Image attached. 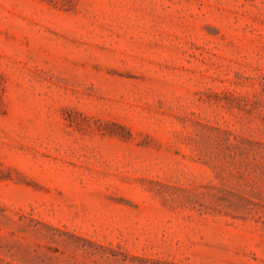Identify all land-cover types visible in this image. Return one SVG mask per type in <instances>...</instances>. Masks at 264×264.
Returning <instances> with one entry per match:
<instances>
[{"label":"rangeland","instance_id":"374dc122","mask_svg":"<svg viewBox=\"0 0 264 264\" xmlns=\"http://www.w3.org/2000/svg\"><path fill=\"white\" fill-rule=\"evenodd\" d=\"M0 264H264V0H0Z\"/></svg>","mask_w":264,"mask_h":264}]
</instances>
